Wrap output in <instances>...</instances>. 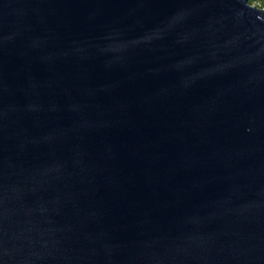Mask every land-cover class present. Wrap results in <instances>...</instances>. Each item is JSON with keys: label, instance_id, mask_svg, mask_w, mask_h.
Returning a JSON list of instances; mask_svg holds the SVG:
<instances>
[{"label": "water", "instance_id": "1", "mask_svg": "<svg viewBox=\"0 0 264 264\" xmlns=\"http://www.w3.org/2000/svg\"><path fill=\"white\" fill-rule=\"evenodd\" d=\"M0 264H264V8L0 0Z\"/></svg>", "mask_w": 264, "mask_h": 264}, {"label": "trees", "instance_id": "2", "mask_svg": "<svg viewBox=\"0 0 264 264\" xmlns=\"http://www.w3.org/2000/svg\"><path fill=\"white\" fill-rule=\"evenodd\" d=\"M259 3V6L264 8V0H249V4Z\"/></svg>", "mask_w": 264, "mask_h": 264}, {"label": "rangeland", "instance_id": "3", "mask_svg": "<svg viewBox=\"0 0 264 264\" xmlns=\"http://www.w3.org/2000/svg\"><path fill=\"white\" fill-rule=\"evenodd\" d=\"M252 5H255V6H257V7H260V6H259V3H252Z\"/></svg>", "mask_w": 264, "mask_h": 264}]
</instances>
